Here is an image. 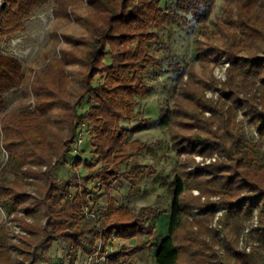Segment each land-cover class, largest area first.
<instances>
[{"label":"trees","instance_id":"1","mask_svg":"<svg viewBox=\"0 0 264 264\" xmlns=\"http://www.w3.org/2000/svg\"><path fill=\"white\" fill-rule=\"evenodd\" d=\"M1 1L0 40L21 33L25 18L49 0ZM53 2L57 26L51 38L73 47L61 45V56L49 57L43 68L33 72L29 84L33 110L21 105L3 112V95L22 85L24 72L17 58L0 52V144L7 154L0 167V208L24 233L16 246L23 255L20 264L49 263L46 251L57 240L66 244L69 264L77 262L79 252L103 256L101 264H135L136 248L114 247L112 237L130 241L145 228L151 233L154 226L148 222L160 211L152 205L135 211L115 208L110 192L120 177L133 196L151 177L170 198L168 234L146 245L156 247L155 264H264V0H229L213 30L208 21L216 0H176L171 12L161 8L160 0ZM77 17L87 26V34L64 33L61 27ZM189 21L203 36L195 45L200 70L212 73L224 60L229 67L225 81L212 76L203 83L198 70L190 66L186 76L178 78L171 107L161 108L179 158L170 179L135 160L155 150L139 139L127 141L129 131L121 122L139 118L138 99L149 93L141 76L160 66L149 53L150 42L159 39L152 28ZM72 64L81 65L82 92L75 101L69 97L71 77L65 69ZM208 89L217 91L218 98H209ZM84 100L87 108L79 111ZM237 110L255 126L258 142L245 135ZM55 122L66 127L64 136L51 127ZM81 126L86 132L90 129L93 164L73 151ZM214 154L219 159L207 164L195 159ZM69 158L74 159L72 167L82 165L86 173L60 180L53 172ZM10 174L12 182L6 180ZM101 189L103 194L97 193ZM101 195L107 196L106 212L99 207ZM90 201L99 212L97 220L85 216L84 206ZM218 208L226 213L219 219L220 227H214ZM254 211L258 225L252 231L260 232L247 252L237 242ZM7 230V223L0 226V264H15ZM221 232H226L223 255L222 249H216Z\"/></svg>","mask_w":264,"mask_h":264},{"label":"rangeland","instance_id":"2","mask_svg":"<svg viewBox=\"0 0 264 264\" xmlns=\"http://www.w3.org/2000/svg\"><path fill=\"white\" fill-rule=\"evenodd\" d=\"M161 8L167 12L173 10V4L176 0H160ZM229 0H216L213 12L209 18L208 25L213 30L215 22L222 18L225 6ZM2 1L0 0V6ZM53 0H49L45 4L35 8L29 16L24 20V30L21 33L14 34L7 38L0 40V52L6 56H12L17 58L21 65L22 71L24 72V81L22 85L12 88L10 91L3 95L4 110L8 111L14 106H27L29 109L33 110L35 101L31 95L29 84L33 72L36 69L43 68L46 65L47 59L49 57H59V47L71 49L73 44H56L51 38V32L54 27L57 26L53 15ZM64 33L81 36L87 34V26L82 21L80 17H77L75 21L71 22L69 25H64L61 27ZM158 34V40L150 42L149 53L156 57L159 61V68L149 69V71L142 75V80L148 85L149 93L147 97L138 99V104L136 111L140 112L138 119L128 122L122 121V125L129 131L127 135V141L134 139H139L146 143L150 148L155 150L154 154H146L135 158L140 164L147 165L162 176H168L170 179L173 178L177 172L179 166V158L176 151L172 148L171 140L168 136L166 130V115L160 113L161 108L165 110L170 108L172 105V97L177 91L179 76H186V72L190 66H194L198 70L199 78L201 82L206 83L210 77L214 76L220 82L226 79V69L229 67V63L224 60L223 63L215 65L210 71L202 72L198 61L195 59V45L199 38H202V34L199 31L198 25L194 21H189L188 24H167L161 30H155ZM225 63H228L226 65ZM66 72L71 77V84L69 86V97L72 101L81 94L82 88L79 84V71L81 70V65L72 64L65 66ZM99 81L96 80L94 85H98ZM206 94L209 98L217 99L219 93L208 89ZM86 100H84L80 106L79 111H83L87 108ZM237 113V121L242 123L243 131L245 135L258 142L260 136L255 130V126L250 123L248 117L243 115L239 110ZM208 116L209 113H206ZM51 127L64 136L67 132L65 126L60 122L52 123ZM82 127V126H81ZM82 127L81 131L77 135V138L81 139V142L76 145V140L73 145V151L75 154H80L86 162L93 164L96 160L93 155V147L91 144V133L84 130ZM1 143V134H0ZM73 153V154H74ZM85 158V159H84ZM219 159L217 154L213 157L203 159L200 156H195L197 162L202 164L210 163V161H215ZM7 154L2 149L0 144V167L6 162ZM74 159L69 158L65 164L57 167L53 174L60 180H67L74 176H82L86 173L83 166L72 167L71 163ZM123 170L125 167L122 168ZM7 181L13 180V176L7 175ZM97 182L91 184L90 190L94 191V187ZM141 193L138 196H133L130 191V186L123 178H117L112 184V190L110 195L114 200L115 208L127 207L131 210H138L143 206H154L160 212L153 216L152 222H148L149 225H153L152 232L149 233L147 228L140 232L137 238L132 241H122L117 240L115 246L118 248L123 244L126 247L136 248L132 253V258L135 264H155L154 255L156 252V247H150L147 244L157 243L163 237L168 234L169 226V203L170 198L167 195L164 187L160 182L154 178H146L141 182ZM34 186L31 183L29 189L33 192ZM97 193L103 194V189ZM195 195H198L197 191H193ZM99 207L104 210L108 209L107 196L101 195ZM95 206V204H94ZM97 208V207H95ZM223 208H218L215 212L212 225L214 227L219 226V219L223 216L220 215L218 210ZM20 214H22L20 212ZM9 213L6 209L0 208V226L3 224L8 225V230L6 233L7 244L11 249V254L15 264H20L22 260V254L17 249L19 245V234H24L17 226L15 222H10ZM43 222V221H41ZM258 225V215L257 212H253V219L245 223V227L242 228L238 238V247L244 248L249 252L252 246L256 243L258 238V233L260 231H252L254 227ZM246 229L249 231L246 232ZM226 232H221L220 237L217 239L216 249H222L221 253L223 255V238ZM2 237V236H1ZM4 236V238L6 239ZM157 241V242H156ZM241 242V243H240ZM99 245V244H98ZM222 246V247H221ZM46 255L50 257L49 263L43 264H69L68 249L66 244L62 240H57L52 244V246L46 251ZM90 259L88 256L82 255L79 252L78 260L75 264H89ZM92 262V261H91ZM38 264H42L41 262ZM95 264V263H92Z\"/></svg>","mask_w":264,"mask_h":264},{"label":"built area","instance_id":"3","mask_svg":"<svg viewBox=\"0 0 264 264\" xmlns=\"http://www.w3.org/2000/svg\"><path fill=\"white\" fill-rule=\"evenodd\" d=\"M225 64L228 65V63H225ZM76 141H77L76 142V145H77V144H79V142H81V139L77 138ZM218 212L220 215H223L224 213H226V209H220V210H218ZM84 213L88 219L97 220L99 218V212H98L97 208H95L94 204L91 201L88 202V204L86 206H84ZM248 231L249 230L246 229V232H248ZM112 241H113V244L115 247V244L117 243V239L115 238V236L112 237ZM89 259H90L89 264H92V263L101 264V263H104V261H105V258L103 256H99L97 253L90 256Z\"/></svg>","mask_w":264,"mask_h":264},{"label":"crops","instance_id":"4","mask_svg":"<svg viewBox=\"0 0 264 264\" xmlns=\"http://www.w3.org/2000/svg\"><path fill=\"white\" fill-rule=\"evenodd\" d=\"M132 240H133V239H132ZM132 240H131V241H132Z\"/></svg>","mask_w":264,"mask_h":264}]
</instances>
